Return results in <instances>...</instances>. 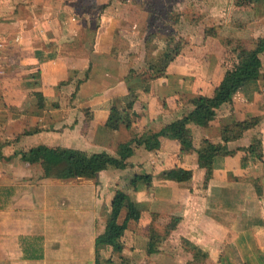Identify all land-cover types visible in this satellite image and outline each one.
Wrapping results in <instances>:
<instances>
[{"label": "crops", "instance_id": "1", "mask_svg": "<svg viewBox=\"0 0 264 264\" xmlns=\"http://www.w3.org/2000/svg\"><path fill=\"white\" fill-rule=\"evenodd\" d=\"M95 1L97 8L105 5ZM94 6L86 10L81 0H0V135L8 141L0 146V264H179L172 253L161 251L166 243L177 246L174 237L184 242L183 252L190 242L218 264H264V141L258 160L244 152L251 142L231 147L251 131L229 144L233 156L214 160L205 187L196 140L188 149L161 138L155 152L135 149V143L127 161V168H135L127 174V168L115 173L109 167L95 176L81 175L51 154L35 162L24 159L40 147L116 157L120 144L161 131L179 119L172 115L184 102L213 97L223 80L217 78L214 88V75L181 55L160 78L132 77L129 66L113 57L115 24L102 12L94 24ZM130 92L137 97L131 127L108 129L112 106L124 109ZM225 107L230 109L225 125L259 117L261 126L264 77L245 84L218 111ZM214 121L196 127L218 143L222 125L213 127ZM39 164L41 174L34 178ZM107 171L115 173L114 181L101 180ZM136 175H151V182L128 188ZM242 185L257 195L242 194ZM118 190L127 193L141 219L129 223L114 257L107 256L112 247L106 246L97 263L96 240L106 231ZM236 190L244 205L255 197L259 201L256 222L251 223L252 213L229 203L236 197L225 192L236 195ZM163 213L169 222L180 219L168 238L156 231L155 220ZM125 217L123 211L120 223ZM152 233L160 238L153 241L154 253L149 252Z\"/></svg>", "mask_w": 264, "mask_h": 264}, {"label": "rangeland", "instance_id": "2", "mask_svg": "<svg viewBox=\"0 0 264 264\" xmlns=\"http://www.w3.org/2000/svg\"><path fill=\"white\" fill-rule=\"evenodd\" d=\"M93 2L95 5L92 8L94 24H97V20L101 18H98L100 12L110 19L109 22L115 24L117 37L115 36L116 46L113 57L117 61L123 62L127 67L129 66L132 77L139 76L143 79L145 76H151V68H159L165 59L174 61L176 54L179 53L187 59V64L192 63L210 71L214 75L211 77V81L214 82L213 87L215 88L217 87V78L223 79L227 70L237 61L240 45L243 43L246 45L248 42V46H253L255 41L264 38V0L259 2L253 0H104L105 5L101 8L100 6L96 7L95 0H81L83 6L88 5L86 10H89L90 4ZM169 56L170 59L167 58ZM261 59L263 63L262 76L264 77V55H261ZM197 99L199 98H192L184 102L182 109H178L172 115V120L183 118L192 107H195L192 103ZM229 113V107L218 111L213 127L224 126ZM189 129L194 140L197 141L196 144H202L205 140L204 132L194 125H191ZM250 131L231 147L236 149L250 142L253 144L259 140L264 141V122L261 126ZM151 134L153 132H146L138 140L145 141ZM7 143V139L0 135V146L3 147V144L7 145ZM134 147L140 150L142 147L148 151H156L153 147L147 148L144 143H136ZM134 166L129 165L123 172L127 174L135 168ZM116 170L114 169L115 173H123ZM41 171V165L37 166L33 171L35 174L33 177L39 176ZM107 172L106 178L100 176L101 180L114 181L112 176H115V173ZM97 178L95 179L97 180ZM209 180H205L204 187L209 184ZM83 183H85L83 180L78 181V184ZM96 183L99 184L97 181ZM242 186V191H240L242 194L247 192L246 195H257L254 190H251V187L247 190L246 185ZM240 192L236 190V195L235 192H225V194L228 198L235 196L236 200L229 203L236 205L238 211L241 209L240 212L252 213L254 216L250 219L251 223H254L258 220L259 201L255 197L254 202L244 205L239 197L241 196ZM161 215L155 220L156 231L160 232L159 234L164 232L162 237L168 238L169 234L166 233L171 225L169 214ZM121 237L111 246L107 255L109 258L114 257V254L117 253L114 248L121 245ZM172 240H177L175 244L177 246L172 248L169 243H166L162 245L161 251L166 255L172 253L179 264L186 262L190 257L192 261H189V264H218L219 260L215 263V261L209 260V257L204 261H196L191 249H185L186 252L182 251L185 244L181 239L174 237ZM103 256L102 254V258ZM107 256L105 254L104 258Z\"/></svg>", "mask_w": 264, "mask_h": 264}, {"label": "trees", "instance_id": "3", "mask_svg": "<svg viewBox=\"0 0 264 264\" xmlns=\"http://www.w3.org/2000/svg\"><path fill=\"white\" fill-rule=\"evenodd\" d=\"M259 2L261 0H253ZM242 43V42H241ZM253 44V42H252ZM243 43L240 45L238 59L235 64L230 67L215 91V95L211 98H199L195 100V108L190 111L183 118L176 120L175 122L164 127L161 131L151 134L145 141L135 140L120 144L117 150V156H111L107 153H95L88 154L81 151L71 149H60L51 151L46 147H40L32 150L29 154L24 156V159L28 162H35L41 157H45L48 154L58 158L60 162H67L72 168L76 169L81 175H97L100 172L106 171L109 167H114L119 170H125L127 168V161L133 155V145L135 143H144L147 148L159 149L161 146L160 139L168 138L178 141L181 145L188 149H194V138L190 133L189 126L195 125L198 127H208L217 116V111L226 104L233 102L234 96L241 90V88L252 81L259 80L262 76L263 63L261 55H264V38H260L254 42L253 46H248ZM179 53L176 54V57ZM175 57V58H176ZM170 59V56L167 57ZM173 60H164L163 66L159 68H151L152 78H160L165 75L167 67ZM137 97L134 92L125 98V107L121 109L117 103L111 108V115L107 122L106 127L110 130L117 131L122 125L131 127L132 116H135L134 105ZM261 119L259 117L251 118L245 121H235L231 124H226L221 128L220 142L214 143L211 140L205 139L201 144V148L197 151L199 166L206 171L207 180L210 179L214 160L218 157L233 156L234 150L229 149V144L236 142L243 138L244 134L260 124ZM249 156L258 160L263 157V144L259 140L251 144L248 148L244 149ZM50 156V157H51ZM49 158V156H47ZM52 158V157H51ZM248 160V157L245 158ZM51 161V159H48ZM245 160V161H246ZM151 175H136L129 179L128 188H137L142 183H150ZM187 178H179V181L186 180ZM123 211H126V217L123 223H120L119 219ZM141 211L136 208L134 203L130 200L127 193L124 190H118L115 194L112 203L111 217L107 223L106 231L103 235L96 240V256L97 263L101 256V251L106 246H112L123 235L124 231L128 228L131 221H139L141 219ZM179 218H173L170 222V227L166 234L175 230ZM153 235V236H152ZM151 244L149 248L150 253H154L153 241H157L156 234L152 233ZM157 238V239H156ZM189 249L194 253L196 261H204L209 255L202 249L198 248L194 244L187 242Z\"/></svg>", "mask_w": 264, "mask_h": 264}]
</instances>
